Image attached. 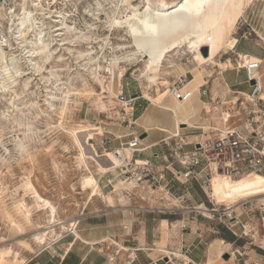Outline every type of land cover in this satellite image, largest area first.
I'll use <instances>...</instances> for the list:
<instances>
[{
	"label": "rangeland",
	"instance_id": "rangeland-1",
	"mask_svg": "<svg viewBox=\"0 0 264 264\" xmlns=\"http://www.w3.org/2000/svg\"><path fill=\"white\" fill-rule=\"evenodd\" d=\"M117 1L0 0V254L11 250L9 261L14 253L25 261L29 254L65 248L77 232L82 238L89 234L99 236L94 245L83 243L77 247L93 246L108 264L111 257L122 264L127 254L111 239L125 230L123 227L118 231L117 223L126 214L122 213L123 208H170L171 219L180 220L188 211L186 207L195 205L194 198L203 200L209 209L212 205L193 181L185 185L170 182L169 194H165L167 187L141 190L109 158L108 152L136 130L135 115L141 108L138 105L158 108L143 93L163 97L168 92L167 86L158 82L165 79L171 83L195 65L192 52L174 51L156 72L162 79L157 82L141 79L139 70L144 62L140 52L129 47L130 39L121 29L108 31L109 16L118 19L127 13L126 3ZM171 1L178 0H153L156 6ZM129 2L138 8L143 5L140 0ZM23 11L30 13L25 14V23L20 25ZM241 20L244 30L255 39L257 35ZM237 50L264 53L246 39H241ZM212 55L204 68L214 76L207 78L205 87L213 84L216 89L220 59L227 57L233 63L234 55L225 48ZM167 64L174 67L167 68ZM95 74L105 77L112 97L101 90ZM245 77L244 70H228L224 74L231 88L241 91L248 90V84L243 82ZM124 99L127 104L122 103ZM170 147L171 143L160 142L155 149L164 155L170 154ZM87 176L97 181L101 194L90 197V190L82 189V180ZM27 183L30 189L25 187ZM186 188L190 195L186 194ZM34 189L56 210L55 226L47 229L46 244H39L35 237L51 225L49 213L35 205L31 193ZM238 189L247 197L239 199L236 193L227 200L238 202L237 208L231 209H235L239 224L232 229L223 224L225 205H216L218 212L211 219L197 216L202 224L215 230V233L207 231L208 237H220L227 232L240 243L250 240L249 233L242 234L248 232V228H241L247 220L242 202L253 198L250 201L255 206L254 199L264 196V174L237 182L233 191ZM182 194L186 197L183 200L179 199ZM104 196H111L115 207L107 206ZM27 211L30 220L25 217ZM25 243L33 247V252L26 251ZM228 258L229 255L220 262Z\"/></svg>",
	"mask_w": 264,
	"mask_h": 264
},
{
	"label": "built area",
	"instance_id": "built-area-1",
	"mask_svg": "<svg viewBox=\"0 0 264 264\" xmlns=\"http://www.w3.org/2000/svg\"><path fill=\"white\" fill-rule=\"evenodd\" d=\"M244 23L239 18L231 33L234 43L229 52L234 53L233 66L226 69L244 70L248 84L246 92L228 88L224 94H218L211 99L209 112H217L220 126L195 127L200 132L194 140H187L178 130L161 140V143L170 145V158L168 166L172 167L171 179L166 180L163 171H155L149 160L138 161L133 157L136 152L145 151L142 139L134 135L129 141L114 148L119 165L117 168L122 173L130 175L138 188L159 187L166 188L165 194H169L168 185L174 181L181 185L195 182L204 192L211 207L208 212L214 216L218 212L215 203L207 194L205 187L208 186L209 179L216 174L227 178H238L250 173L264 174V84L262 77V64L264 59L242 56L234 52L235 45L240 38L251 39V33L244 30ZM254 44L264 51V38L256 36L252 39ZM225 54V53H224ZM225 69V70H226ZM224 71V70H223ZM187 73L178 76L167 87L168 94L176 100L188 101L192 96V91L186 87ZM253 81V83H251ZM201 96H208L209 90L205 84L198 90ZM232 95V96H230ZM132 103L134 100L131 101ZM131 120V119H130ZM132 121H130V125ZM211 132V134H207ZM128 148L130 156L125 152ZM186 194H189L186 188ZM185 195L179 199H185ZM248 199V198H247ZM250 200H243L247 220L241 224V228H248L250 241L256 240V246L264 251V197L256 201L254 206ZM201 204V203H200ZM204 204V203H202ZM206 206V205H205ZM198 205H192V211L205 219H211L203 215ZM225 205L223 213V224L232 229L239 224L235 209ZM158 212H170V208L157 209ZM213 214V215H212ZM252 219L257 221L258 228L252 226ZM260 230V232H259ZM118 248L126 251L124 247ZM119 252L116 251V254ZM135 256L130 252L126 255L122 264H132ZM160 260L151 261L150 264H160ZM109 264H117L114 257L109 258Z\"/></svg>",
	"mask_w": 264,
	"mask_h": 264
},
{
	"label": "crops",
	"instance_id": "crops-1",
	"mask_svg": "<svg viewBox=\"0 0 264 264\" xmlns=\"http://www.w3.org/2000/svg\"><path fill=\"white\" fill-rule=\"evenodd\" d=\"M240 19H244L245 23L247 22L249 25L247 27L248 30L254 31L257 36L264 38L263 0L248 2ZM241 39L243 38L239 37L235 45V53L264 59V53L258 55L252 51H238L237 47ZM246 40H248V43L255 45L252 39ZM232 54L235 55L234 53ZM226 58L223 60H226ZM220 60L223 61L222 59ZM263 66L264 61L262 68ZM228 70L231 69L221 71L219 74L217 79V85L219 86L216 89L213 84L210 88L207 87L210 93L208 96H201L198 91L192 92L187 105L193 113L189 118L192 125L185 124L186 127L183 128L181 124L179 129H176L175 120L169 111L159 107L151 108L150 105L139 104L138 106H141L140 111L135 115L137 128L129 133V138L121 144L129 141L134 135L140 136L145 133L142 141L143 147L146 149L143 152L134 153L133 157L139 160H149L155 171H163L166 180H170L172 170V167L168 166L171 161L170 154L160 155L155 149L156 145L177 130L187 140L191 141L200 132L195 127L220 126L218 113L207 111L205 105L210 107L211 99L218 94H222L226 88L233 89L224 79V74ZM185 72H188L190 77L192 76L190 70ZM168 96L164 99L166 103L170 100V95ZM178 110L181 111L182 109L177 107ZM182 113L179 114L181 115ZM168 131L172 132L169 133ZM207 134H211V132ZM155 135L159 136L155 138ZM193 200L195 204L204 203L201 199L196 200L194 198ZM186 209L188 211L183 213L182 219L172 220L169 216L171 215L170 212H158L157 208H151V210L148 208L144 209L141 206L133 210L127 207L123 208L122 213L126 214L117 223H119L118 231L123 227L125 230L117 234L119 235L117 238L115 237V239L111 240L117 246L126 249L124 251L125 255L131 252L136 257L132 264H150L154 260H160V264H207L208 262L211 264H264V251L256 246L257 236H255L256 240L253 242L249 238V241L242 243H240L241 241L239 242L238 238L227 241L222 235L220 237L214 235L208 237L210 233H215V230L210 226L209 228L206 227L197 219L192 211V206L186 207ZM130 213L131 215H127ZM251 223L252 226L259 229L255 219H252ZM207 231H210V233H207ZM98 239L99 236H91L90 234L87 237L75 238L65 248L56 247L48 251L29 254L23 264H108L106 259H102L103 257L94 250L93 246L90 249L86 248L87 246H85V249L77 247L83 243L94 245ZM228 255V260H224L221 263L220 259L227 258Z\"/></svg>",
	"mask_w": 264,
	"mask_h": 264
},
{
	"label": "bare ground",
	"instance_id": "bare-ground-1",
	"mask_svg": "<svg viewBox=\"0 0 264 264\" xmlns=\"http://www.w3.org/2000/svg\"><path fill=\"white\" fill-rule=\"evenodd\" d=\"M110 1L114 2L115 0ZM250 1L253 0H180L179 2L171 1L156 6L154 5L153 0H140L143 5L141 8H138V5L131 4L129 0H118L116 3H126L125 8L127 13L118 19L117 16H109L107 26L108 31L111 32L115 29H121L124 31L126 37L130 39L131 43L130 46L127 45L124 47H133L135 52H140V56L144 62V67L143 69L139 70V77L141 79H146L147 82H157V79H162V77L157 76L158 73L156 74V72L159 71L158 68L166 60V57H170V53H173L174 51H178L177 53L180 51L184 53L182 50L185 49H187L185 50L187 52H192L195 65L190 69L192 76L188 78L186 87L194 92L197 91L201 85L207 83V78H212L214 76L211 70L204 68L206 60L212 58V53H218L221 48H225L230 51L234 43V37L228 33L232 31V28H235L234 26L241 17L243 9ZM27 13L30 12L23 11V17L20 18V25L25 23L27 16L25 14ZM116 21H119L120 23L117 24ZM203 46L207 47L206 55H203L201 52V48ZM96 61L98 62V60ZM116 61L117 59H113V62ZM219 65L218 74H220L222 70L233 66V63L230 58H227L224 61H220ZM97 66L100 67V64H97ZM166 67L172 68L174 67V64H167ZM96 76L95 79L98 82L101 90L103 92H108V94L112 97L113 93L111 92L110 87L105 85V77ZM121 76L122 74L120 71V77ZM158 83L165 87H168L170 84V82L165 79ZM143 88H147V86H143ZM226 91H228V88L223 90L222 94H224ZM168 95L169 94L167 92L163 97H151L148 93H143V96L152 104L167 110L172 114L175 120L176 129H179L181 124L192 125L189 118L193 115V113L187 106L189 101L176 100L170 96V100L168 103H166L164 99L169 97ZM122 103L127 104V101L124 99L122 100ZM205 106L207 110L210 109L208 105ZM177 107L183 110L181 115L178 113ZM125 152L128 156H130L131 151L128 148L125 149ZM108 154L110 160L117 167L119 163L115 154L112 151L108 152ZM137 160L140 161L139 159ZM251 175L260 177L263 174L250 173L234 179H229L216 174L209 179L207 190L206 188L205 190L215 205H228L229 208H237L236 205L238 202H236V200L227 202L229 197L236 195V193L239 195L237 196L239 199L246 198L247 196L244 194V191L239 189L237 191L234 190V192L233 185H236L237 182L249 178ZM120 183L123 182L120 181ZM25 187L30 189V183H27ZM82 189H89L90 197L101 194L97 181L90 176L83 178ZM224 190H226V192H223ZM31 193L35 198V205L39 207V210H47L49 213V222L51 225H49L50 223L47 224V226H49L46 227V230L42 231L40 235L35 237L36 242L39 244H46V236L49 232L47 229H51L53 226H55L54 221L56 210L48 200L42 198L40 194H38L37 190L34 189ZM223 196H225V198ZM262 197L254 200L260 201ZM104 199L107 202V206H114L111 196H104ZM196 205L199 206L197 208L201 209V212L204 216L208 218L212 217L205 204L199 203ZM25 217L27 220H30L29 211H27ZM13 224L15 225V222ZM62 227L65 228L63 225ZM74 233L76 238L79 239V234L77 232ZM25 249L28 252H33V247L29 243H25ZM11 253V250L2 251L0 254V264H23L25 262L24 259L20 258L17 253H14L12 260L9 261L8 257H10ZM207 264L211 263L208 262Z\"/></svg>",
	"mask_w": 264,
	"mask_h": 264
},
{
	"label": "trees",
	"instance_id": "trees-1",
	"mask_svg": "<svg viewBox=\"0 0 264 264\" xmlns=\"http://www.w3.org/2000/svg\"><path fill=\"white\" fill-rule=\"evenodd\" d=\"M221 235L227 241H232L235 238L232 234H228L227 232L222 233Z\"/></svg>",
	"mask_w": 264,
	"mask_h": 264
},
{
	"label": "water",
	"instance_id": "water-1",
	"mask_svg": "<svg viewBox=\"0 0 264 264\" xmlns=\"http://www.w3.org/2000/svg\"><path fill=\"white\" fill-rule=\"evenodd\" d=\"M179 1H180V0H178V2H179ZM201 52H202L203 55H206V54H207V47H206V46H203V47L201 48ZM251 83H253V81H251ZM144 136H145V133H142L139 137L142 139Z\"/></svg>",
	"mask_w": 264,
	"mask_h": 264
},
{
	"label": "snow or ice",
	"instance_id": "snow-or-ice-1",
	"mask_svg": "<svg viewBox=\"0 0 264 264\" xmlns=\"http://www.w3.org/2000/svg\"><path fill=\"white\" fill-rule=\"evenodd\" d=\"M117 24H119L120 22L119 21H116Z\"/></svg>",
	"mask_w": 264,
	"mask_h": 264
}]
</instances>
